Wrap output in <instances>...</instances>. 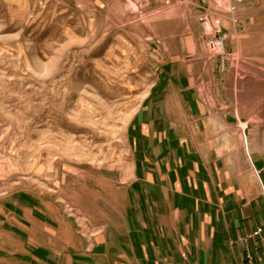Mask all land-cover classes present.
Returning <instances> with one entry per match:
<instances>
[{
  "label": "rangeland",
  "instance_id": "obj_1",
  "mask_svg": "<svg viewBox=\"0 0 264 264\" xmlns=\"http://www.w3.org/2000/svg\"><path fill=\"white\" fill-rule=\"evenodd\" d=\"M237 14L234 26L199 0H0V202L26 191L79 218L71 185L127 168L130 120L175 69L229 123L228 169L264 218V0Z\"/></svg>",
  "mask_w": 264,
  "mask_h": 264
},
{
  "label": "crops",
  "instance_id": "obj_2",
  "mask_svg": "<svg viewBox=\"0 0 264 264\" xmlns=\"http://www.w3.org/2000/svg\"><path fill=\"white\" fill-rule=\"evenodd\" d=\"M175 73L136 108L127 168L71 185L79 218L26 191L2 199L0 264H241L261 209L228 169L229 123Z\"/></svg>",
  "mask_w": 264,
  "mask_h": 264
},
{
  "label": "built area",
  "instance_id": "obj_3",
  "mask_svg": "<svg viewBox=\"0 0 264 264\" xmlns=\"http://www.w3.org/2000/svg\"><path fill=\"white\" fill-rule=\"evenodd\" d=\"M201 4H206L208 0H199ZM218 3L226 4V11L229 15L235 16V13L242 6L249 3V0H215ZM221 6V5H220ZM201 25L205 36L208 38L207 46L219 56L226 58L227 53L223 42L225 40L224 31L213 25L207 15L201 18ZM237 23V18L234 19ZM66 208H69L66 206ZM70 213L71 210H69ZM237 243L242 246L241 264H264V224H260L250 232H244L237 238Z\"/></svg>",
  "mask_w": 264,
  "mask_h": 264
},
{
  "label": "bare ground",
  "instance_id": "obj_4",
  "mask_svg": "<svg viewBox=\"0 0 264 264\" xmlns=\"http://www.w3.org/2000/svg\"><path fill=\"white\" fill-rule=\"evenodd\" d=\"M209 2H210V4H214L216 7H219L220 8V10L221 11H223V12H225L227 15H229L228 13H227V11H226V4H224V3H218V2H216L215 0H208V2L206 3V4H208L209 5ZM205 5V4H204ZM221 5V6H220ZM230 17H231V22H232V24L235 26H238V24H239V19H238V14H237V12L235 13V16H232V15H229ZM235 18H237V20H238V22L237 23H234L233 21H234V19ZM224 43H225V40H224V42H223V45H224Z\"/></svg>",
  "mask_w": 264,
  "mask_h": 264
}]
</instances>
